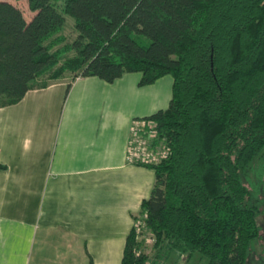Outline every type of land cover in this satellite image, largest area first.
I'll return each instance as SVG.
<instances>
[{
  "label": "trees",
  "instance_id": "16d2710c",
  "mask_svg": "<svg viewBox=\"0 0 264 264\" xmlns=\"http://www.w3.org/2000/svg\"><path fill=\"white\" fill-rule=\"evenodd\" d=\"M18 1L35 16L0 0V108L61 82L68 93L80 78L174 79L169 108L137 119L156 125L154 146L170 155L134 164L155 183L134 219L145 231L133 227L122 264H164L174 252L249 264L264 206L248 174L264 181V0Z\"/></svg>",
  "mask_w": 264,
  "mask_h": 264
},
{
  "label": "crops",
  "instance_id": "0c3cea01",
  "mask_svg": "<svg viewBox=\"0 0 264 264\" xmlns=\"http://www.w3.org/2000/svg\"><path fill=\"white\" fill-rule=\"evenodd\" d=\"M80 78L0 108V264H122L155 183L130 162L135 120L167 110L174 79Z\"/></svg>",
  "mask_w": 264,
  "mask_h": 264
},
{
  "label": "built area",
  "instance_id": "2783aa9c",
  "mask_svg": "<svg viewBox=\"0 0 264 264\" xmlns=\"http://www.w3.org/2000/svg\"><path fill=\"white\" fill-rule=\"evenodd\" d=\"M158 137L159 133L154 123L144 120L135 121L129 144L130 162L132 164H158L162 160L168 158L170 155L169 148L162 145L154 146ZM133 227L138 234L145 231V225L141 219L137 220ZM148 239H146V245L149 241V243L152 244L151 246H153L155 244V240L152 238Z\"/></svg>",
  "mask_w": 264,
  "mask_h": 264
},
{
  "label": "rangeland",
  "instance_id": "374dc122",
  "mask_svg": "<svg viewBox=\"0 0 264 264\" xmlns=\"http://www.w3.org/2000/svg\"><path fill=\"white\" fill-rule=\"evenodd\" d=\"M14 3L16 6H18L23 12L28 21H30L33 16H35V13H33L29 9V5L27 1H18V0H5ZM74 20L70 17H68L67 25L64 28L62 34L67 38L68 41H72L76 38L77 33L75 31L74 27ZM252 172L249 171V176L251 179H255L258 186H262V189L264 191V181L261 182L260 178H255L251 174ZM253 176V177H252ZM259 225L262 228L261 236L259 238V241L257 242V245L255 246V249L253 253L251 254L249 264H264V206L262 208V214L258 218ZM146 239L149 237L146 235ZM150 240V239H148ZM149 243V241H148ZM147 243V250L146 254L149 255V257L154 256L153 253V246L152 244ZM209 259L205 256H203L200 253H195L194 255L190 256L189 254H180L178 252H174L170 258L164 263V264H208Z\"/></svg>",
  "mask_w": 264,
  "mask_h": 264
}]
</instances>
